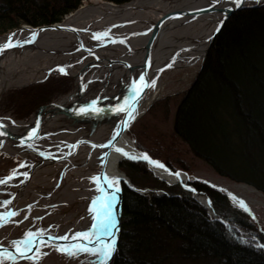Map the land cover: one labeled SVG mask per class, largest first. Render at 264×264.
Masks as SVG:
<instances>
[{
  "label": "bare ground",
  "instance_id": "obj_1",
  "mask_svg": "<svg viewBox=\"0 0 264 264\" xmlns=\"http://www.w3.org/2000/svg\"><path fill=\"white\" fill-rule=\"evenodd\" d=\"M220 1L225 0H129L120 4L91 0L65 14L51 26L34 31L24 25L1 35L0 45L5 44L11 36L13 43L19 46L0 51V99L3 95L40 83L47 88L55 85L67 91L52 97L54 102H59L64 107L51 105L41 109L39 116L36 111H32L27 117L15 116L9 109L0 112V122L4 124L0 129V133L3 132L0 134V156L11 158L19 155L22 161L14 168L16 175L12 179L7 178L13 173L0 176V179L7 180V183L0 184V210L12 211V205L19 201L25 202L26 197L34 199L37 197L36 193L48 194L51 187L48 189L43 186L45 181L39 180L43 176L41 172L56 170L54 173L57 175L56 183H60L59 188L70 183V175L73 177L84 171L91 177H97V172L102 171L103 177L108 180L118 178L119 188L123 181L132 182L120 164L131 160L129 157H136L132 160L141 161L139 159L145 153L139 149L128 131L163 93V78L168 72L197 69L201 65L209 34L217 21L216 6L211 5H217ZM262 1L264 0H245L244 4ZM209 6L211 8L207 10ZM104 32H109V36L99 40L94 38L95 34ZM151 35H156V38L147 53L152 61L145 82L155 80V86L145 88V93L135 105L133 123L104 157L103 148L99 145L112 133L118 115H103L100 110L95 113L91 111L88 115L82 112L94 108L96 103L105 107L122 100L129 89V75L140 71H136V68L144 59L147 51L144 45ZM27 40L32 42L24 43ZM61 68L65 72L59 71ZM117 93L121 95V99L118 98L120 100L113 98ZM79 113L84 116L78 117ZM36 124L39 125L36 129L39 136L35 135L30 142L14 141L7 135H19L22 132L27 134L30 130H35ZM77 139L80 140L78 144L74 143ZM116 149H122L128 156ZM64 155L62 160L61 156ZM59 157L61 159L57 160ZM152 159H148L147 164L160 180L171 185L188 184L190 176L185 171L154 166L152 162L161 163ZM64 175L66 178L62 179ZM241 187L262 195L254 187H247L245 184ZM193 194L198 203L211 212L212 204L207 196L199 191ZM234 200L239 206V201H243L248 209L246 211L250 213L245 198L234 195ZM7 201L10 203L5 205ZM81 223L77 220L73 224L80 226ZM224 227L240 242L264 250L260 238L240 224L227 220ZM61 228V232L52 231L48 235L67 236L64 235L67 228ZM71 238L65 241H72ZM2 247L15 249L13 244H0V248Z\"/></svg>",
  "mask_w": 264,
  "mask_h": 264
},
{
  "label": "trees",
  "instance_id": "obj_2",
  "mask_svg": "<svg viewBox=\"0 0 264 264\" xmlns=\"http://www.w3.org/2000/svg\"><path fill=\"white\" fill-rule=\"evenodd\" d=\"M81 1L0 0V32L22 22L59 21ZM173 132L217 173L264 192V4L229 17L177 104ZM138 164L120 165L148 173ZM191 183L213 203L226 198L212 186ZM156 184L169 195L123 185L120 228L108 264H264V252L227 237L187 190L177 189L178 197L171 186Z\"/></svg>",
  "mask_w": 264,
  "mask_h": 264
},
{
  "label": "rangeland",
  "instance_id": "obj_3",
  "mask_svg": "<svg viewBox=\"0 0 264 264\" xmlns=\"http://www.w3.org/2000/svg\"><path fill=\"white\" fill-rule=\"evenodd\" d=\"M88 1L91 0H82L80 4L65 14H68L81 4ZM102 1L116 3L111 0ZM24 24L32 25L22 22L18 26ZM11 29L12 28L7 31ZM7 31L0 32V35ZM199 67L197 69L195 68L196 70L179 69L168 72L163 78V93H161L160 97L156 99L147 108L146 112L134 122L128 132L139 149L147 152L152 158L161 160L173 171L183 170L190 176L191 181L205 183L224 194L226 196L225 200H217L215 203H213L212 199L209 197L212 202V206L214 207L216 216L240 223L250 233H253L255 236L264 241V192L251 183L233 180L217 173L208 163L197 157L191 151L188 144L173 132L174 113L177 104L186 89L189 88L194 80ZM66 91L67 89L59 88L55 85L47 88V86L41 83L32 87H27L25 89L15 91V93L3 95L2 99H0V109H2L0 112L9 109L13 111L15 116L23 117L29 115L32 111H35L39 105L51 101L52 97L55 98L57 95H62ZM149 151L156 156L151 155ZM126 161L135 163L139 162L138 165L145 166V169L148 171V173L141 171L140 169L138 171H134L131 168L121 167L120 165L127 175L128 172L134 175L140 184L136 185L137 187L164 189L167 193L169 192L165 188L156 184L157 182H163L168 185L156 177L151 170L148 169L145 161ZM21 163L22 161L19 155H14L11 158L0 156V176L12 174L14 172V168ZM51 171L41 172L43 173V176L39 178L40 181H45V185L43 184V186L48 189L51 187L48 194L36 193L35 195L37 197L34 199L26 197V203L19 201L14 205L11 204L12 211H8L7 209L5 211L0 210V214H5L8 217V222L4 223L3 226H0L1 245H11L13 242H19L30 232L33 234L43 233V235H48L53 232L59 233L62 231L61 226H65L67 228V231L64 232L65 235L68 232L72 234V230L76 227L75 224H73L75 221L78 220L79 222H82L81 224H84L88 221V219L89 221L92 219L89 217V202L92 199L91 196L93 195V191L96 190L98 185L94 182V177H91V175H88L85 171L82 174L74 175L73 177H70V175V183L68 182L67 186L63 185L62 188H59L60 183H56L57 175L54 173L56 170L52 173ZM65 178L66 176L64 175L62 179ZM262 179L264 181V174ZM242 184L247 185V187L256 188L257 191L262 193V195H258L256 192H248L244 190L241 187ZM168 186H171L173 191H175L173 195L178 197L181 196L177 189L184 188L180 183ZM148 192L156 193L155 191ZM201 193L209 196L204 192ZM234 195L243 197L247 200L250 213L235 202ZM196 202L198 203V201ZM198 204L205 209L208 220L212 221L213 216L209 213L208 209L200 203ZM13 212L17 213V215L11 216V213ZM215 222L219 223L216 220ZM222 230L227 237L240 242L225 229L224 225H222ZM57 246L64 245L61 243L58 244V242L55 241H50V246L41 245L39 246L38 252L37 248H35V252L27 255L29 257L39 255V259H28L26 257H17L11 254L15 256L16 259H4L3 264H90L91 260L85 252L74 256L68 255L57 251ZM44 253L47 254L45 255ZM1 254L7 255L6 253ZM108 263L109 262L107 261L106 264Z\"/></svg>",
  "mask_w": 264,
  "mask_h": 264
},
{
  "label": "water",
  "instance_id": "obj_4",
  "mask_svg": "<svg viewBox=\"0 0 264 264\" xmlns=\"http://www.w3.org/2000/svg\"><path fill=\"white\" fill-rule=\"evenodd\" d=\"M244 2H245V0H241L239 6H237L236 4L231 3L230 0H225V1H220V2H218L217 5H215V4L211 5L212 7L216 6L215 13H216V16H217V21H216V23H215V28H214L213 31L209 34V38H208V40H207L206 51H205V53H204V57H203V59H204L205 56L207 55V52L209 51V49H210V47H211V45H212L214 39H215L216 36L220 33V31L222 30L223 26L225 25V23L227 22V20L229 19V17H230L233 13H235L236 11L241 10V9H243V8L256 7V6H260V5H263V4H264V1H262V2H260V3H253V4H244ZM210 8H211V7L209 6V8H206V9L209 10ZM57 22H58V21H57ZM54 23H55V22H52V23H46V24H40V25H27V24H24V25H25V26H28V27H30L32 30L36 31V30H39V29L42 28V27L51 26V25H53ZM24 25H21V26H18V27L12 28L11 30H9V31H7V32H12V31H14V30H16V29L22 28V26H24ZM217 29H219V31H217ZM7 32H5V33H7ZM155 32H156V31H155ZM5 33H3L2 35H4ZM153 34H155V33H153ZM0 36H1V35H0ZM155 38H156V35H155V36H154V35H153V36L151 35V36L147 39V41H146V43H145V45H144L145 50H147V51L145 52L144 59H143L142 63H140V66H138V67L136 68V71H137V69H140V71H139V72H135V73L132 72V73L129 75V77H130V78H129V83L127 84L128 87H129V89L127 90L125 96L122 97V100H121V101H119L118 103H114V104H113L114 107H116V108H114L113 105H111V106H105V107H104V106H102V104L96 103V106H95L94 108L82 112L84 115H85V114L88 115L87 113H89V112H91V111H92L93 113H95V112H97L96 110H100V111H101V114H103V115L110 114V113H116V115H118V119H117V122H116V126H115V128L112 130V133H111V134L107 137V139H105L104 142H102L99 146H101V145H109V142H111V146H112V145L115 143V141H116V140H117V139H118L123 133H125V131L128 130L129 127H130V125L133 123L134 120H133L131 117H129V115H128V110H127L128 106H127L126 102H129V103L131 102V98H132V95H133V89H134V88H136L137 90L139 89V86L141 85V82H140V80H139V77H140V76H144L145 80H146V78H148V75H149V74H148V73H149V70H148V69H149V67H150V65H151V61H152V59L149 58L150 56H147V53H148V51H150L151 46H152V44H153ZM136 73H137V76H135ZM145 88H146V87H145ZM145 88L143 89V92H142L141 96L145 93ZM120 96H121V95H120ZM120 96H119L118 93H117V94H115V96H113V98H114V99H118ZM120 99H121V97H120ZM120 99H118V100H120ZM51 105L59 106V107H60V106L64 107L61 103H59V102H54V101L52 100V101H49V102H47V103H44V104L39 105V106L36 108V110H35V111H36V112H35L36 115L39 116V114H40L39 112H40L41 109L46 108V107H51ZM121 107H123L125 110H123V111H117V109H120ZM113 108H114V109H113ZM82 113H79V114H78V117H80V116H84V115H82ZM3 125H4L3 122H0V129L3 128ZM38 127H39V125L36 124V125H35V130L33 131V129H32V130H30L29 133H27V134H26L25 132H22V133H20L19 135H14V134H7V135H8V137H9V139L14 140V141H18V140H19V141H24V142H30V141L33 140V138H35L34 136L32 137V133H33V132L36 133V137L39 136V134H37V130H36V129H38ZM4 132H6V131H4ZM6 133H7V132H6ZM117 133H119V135H116ZM2 134H3V132H2ZM113 136H115V140L112 139ZM30 137H31V138H30ZM74 143H77V144H78V143H80V140L77 139ZM111 146H108V147H101V148H103V156H104V157L106 156V154H107V152H108V149H109ZM143 152H144L145 154H147V156L149 157V159H152L151 156H149L147 152H145V151H143ZM61 157H62V160H63V159L65 158V155H64V156H61ZM61 157H59L57 160H60ZM45 159H46V158H45ZM131 160H132V159H131ZM139 160H141V161H145V162L147 163V160H144V159H139ZM152 160L159 161L162 165H164L165 167H167L168 169H170V168H169L165 163H163L161 160H159V159H155V158L152 159ZM41 161H42V159H41ZM53 161H55V160L53 159ZM132 161H135V160H132ZM31 167H32V166H31ZM35 167H36V166H35ZM147 167H148V169H150L148 164H147ZM31 169H33V167H32ZM170 170H172V169H170ZM172 171H173V170H172ZM30 173H31V171L28 172L27 175L30 176ZM96 176H97V177L104 178V177H103V174H102V171L97 172ZM128 177H129V176H128ZM128 179L130 180V178H128ZM190 181H191V180L189 179L188 184H181V185H182V187H183L185 190H187V191L190 193V196H191L194 200L197 201V199L194 197L193 192H196V191H198V190L195 188V186H194ZM167 184H168V185H171L170 183H167ZM123 185H125L126 187H128V188H130V189H132V190H134V191H136V192H138V193H141V194L146 193V192H148V191H155L156 194H166V195H168V193H167L164 189L139 188V187H137L134 183H132V182H130V181H123V182H122V185H121V188H120V191H119L118 193H116V197H115V199H111V198L109 197V195H108L109 192H110L111 190L108 189L107 184L105 183L104 179H101V180H100V186H103L104 189H105V191H104L103 193H101V199H106L108 203H111V205H112V210H113V217H112V218H113V221L115 222V227H113V228L111 229V233H112V234H111V235H107V236L105 237V240H106V241L109 240V238L114 237V236L118 233V230H119V228H120V216H119V211H120V209H121V205H122V188H123ZM200 192H201V191H200ZM207 198L209 199L210 204H212V202H211L209 196H207ZM209 213L213 216V219H212L213 222H215V220H216V221H218L219 223H221L222 225H225V222L227 221V219H226V221H225L223 218L216 216V214H215V210H214L213 206H212V210H211V212H209ZM234 222H236V221H234ZM236 223H238V222H236ZM238 224H240V223H238ZM240 225H241V224H240ZM241 226H243V225H241ZM243 227H244V226H243ZM244 228H245V227H244ZM49 237H51V236H49V235H43L42 237H38V239H46V240H48ZM51 241H55V242H59V243H60V242H66L65 240H62V239H53V240H51ZM80 241L83 242V243H85V244H87V245H93V244L95 243L94 241L89 242V241H87V240H85V239H80ZM260 241L264 244V241H262L261 239H260ZM72 242H73V244H76V243H77L76 240H73ZM238 243H240V242H238ZM241 244L246 245V246L251 247V248H254L255 250H256V249L261 250V249H259V248L254 247V246H251V245L245 244L244 242H241ZM5 250L12 251V252L14 253V255L20 256L19 253H18L14 248H11V247H9V248H7V247H2V248H0V251H5ZM34 250H35V247H33V250H32L31 252H28L27 255L31 254ZM261 251L264 252V250H261ZM109 260H110V258H108L107 261H109Z\"/></svg>",
  "mask_w": 264,
  "mask_h": 264
},
{
  "label": "snow or ice",
  "instance_id": "obj_5",
  "mask_svg": "<svg viewBox=\"0 0 264 264\" xmlns=\"http://www.w3.org/2000/svg\"><path fill=\"white\" fill-rule=\"evenodd\" d=\"M231 3L236 4L237 6H239L241 0H230ZM115 27V26H114ZM110 31V30H109ZM217 31H219V29H217ZM15 34H13L14 36ZM35 33L33 34V39H34ZM109 36V32H104L103 34H95L94 38L95 39H102L103 37H108ZM32 42V40H27L24 43H30ZM123 42V41H120ZM19 46L16 43H13L12 37L10 36L8 38V40L6 41L5 44L0 45V51L6 50L7 48L10 47H16ZM171 65H169L170 67ZM59 71H61L62 73L65 72V70L63 68L59 69ZM66 74V73H65ZM139 80L141 82V85L139 86V89L137 90L136 88L133 89V95L131 98V102H126L128 108V115L131 118L133 117V112L135 110V105L138 103L141 94L143 92V89L145 87H154L155 86V80H152L150 83L149 82H145V78L144 76H140ZM94 107V104H93ZM125 110L123 107H121L120 109H117V111H123ZM2 134V133H0ZM36 133L33 132L32 136H35ZM116 135H119V133H117ZM31 138V137H30ZM113 140H115V136H113L112 138ZM111 146V142H109V145H101L99 147H108ZM74 147V146H73ZM96 147V146H94ZM117 152H122L123 155L128 156V153H123L122 149H116ZM131 159H136V157H129ZM141 159L144 160H148L149 157L147 156V154H144L142 157H140ZM154 164V166L157 167H164V165L159 164L158 162H152ZM25 165H21V167H24ZM16 175V172L14 171L12 176L8 177L7 179H12L14 176ZM26 175V173L24 174ZM177 176H179V173H176ZM104 179L105 183L107 184L108 189H110L111 191L109 192V197L111 199H115L116 197V193H118L120 191L119 188V179H115V180H108L106 177L101 178V177H94L93 180L95 183L98 184V190L103 193L105 191L103 186H100V180ZM7 183L6 179H0V184H4ZM99 201V208H91L89 209V211L94 212V220L97 221L96 223L93 224V228H98L100 230H102L105 234L107 235H111V229L113 227H115V222L113 221V210H112V205L111 203H108L106 199H101V198H97V200L93 201V205H96ZM7 203H10V201L5 202V205ZM239 204L241 207H243L245 210L247 209L246 204L243 201H239ZM17 215V213L13 212L11 213V216H15ZM8 222V217L5 214H0V226H3L4 223ZM43 233H39V234H33V233H28L27 236L25 237V239L19 241V242H13V245L16 249V251L19 253V255L21 257H26L28 259H39V255L35 256V257H29L27 256L28 252H31L33 250V247L37 248V252L39 251V246L44 245V246H50V241L53 239H62V240H68L69 237L68 236H63V237H49V239L43 240V239H38V237H42ZM85 239L90 241L89 235L87 233H78L76 234L74 237H72L71 239ZM57 251H60L62 253L68 254V255H77L78 253L81 252H87V253H91L93 255H101L103 256L105 259L110 258L112 251L114 250V241L112 243H107L103 246L102 249H91L87 246V244L84 245H75V246H71V247H67V246H57L56 247ZM45 255L47 253H44ZM4 259H9V260H15L16 257L11 255V254H7V255H2L0 254V264H3V260Z\"/></svg>",
  "mask_w": 264,
  "mask_h": 264
},
{
  "label": "flooded vegetation",
  "instance_id": "obj_6",
  "mask_svg": "<svg viewBox=\"0 0 264 264\" xmlns=\"http://www.w3.org/2000/svg\"><path fill=\"white\" fill-rule=\"evenodd\" d=\"M91 198L92 199L89 202V209H90V207L98 209L99 208V201H98V203L96 205H93V201L94 200H97V198H101V192L98 190V185H97L96 190L93 191V195L91 196ZM89 215H90L89 217L92 218V219H90V221L88 220L86 223L80 224V226L75 224L76 227L74 228V230H72L73 231L72 234H70V232H68V233H66V235L68 237H74L78 233H87L89 235L90 241H94L95 242L93 245H87L91 249H102L105 244L112 243L114 241V250L112 251L111 256H110V260H111V257L113 256V253L115 252V249H116V238H117V235H115L114 237L109 238V240L106 241L105 237L107 236V234H105L102 230H100L98 228H93V224L97 222V221L94 220L95 213L89 211ZM23 239H25V237ZM23 239H21V240H23ZM81 239H83V238H81ZM75 240L77 241L76 244H73L72 241L60 242V243L62 245H64V246H66V244H67V247L75 246V245H84L85 244V243L81 242L80 239H75ZM60 243L58 242V244H60ZM33 252H35V250ZM1 253L13 254L14 255V253L12 251H9V250L0 251V254ZM81 253H83V252H81ZM85 253L88 255L89 259L91 260L90 264H106V262L108 260V258L105 259L101 255H93V254L87 253V252H85ZM78 254H80V253H78ZM15 256H17V255H15ZM17 257H20V256H17Z\"/></svg>",
  "mask_w": 264,
  "mask_h": 264
}]
</instances>
